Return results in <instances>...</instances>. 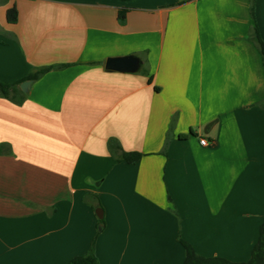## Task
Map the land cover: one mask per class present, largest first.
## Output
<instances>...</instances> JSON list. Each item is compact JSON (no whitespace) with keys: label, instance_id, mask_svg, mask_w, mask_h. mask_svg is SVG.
Returning a JSON list of instances; mask_svg holds the SVG:
<instances>
[{"label":"crops","instance_id":"obj_1","mask_svg":"<svg viewBox=\"0 0 264 264\" xmlns=\"http://www.w3.org/2000/svg\"><path fill=\"white\" fill-rule=\"evenodd\" d=\"M251 4L0 0V82L18 84L0 94V264H70L93 245L100 264H183L181 240L250 260L264 219ZM128 55L139 72L106 70Z\"/></svg>","mask_w":264,"mask_h":264},{"label":"trees","instance_id":"obj_2","mask_svg":"<svg viewBox=\"0 0 264 264\" xmlns=\"http://www.w3.org/2000/svg\"><path fill=\"white\" fill-rule=\"evenodd\" d=\"M251 13L252 17L255 18V0H252L251 4ZM7 20L9 23H16L18 21V11L17 9L11 8L7 11ZM255 42L258 45L260 53L262 55L263 64H264V42L262 41L258 29L255 34ZM52 68H43L38 72L31 73L27 79L28 80H37L41 75L50 71ZM18 89V84H8L4 82H0V94L4 97H8L11 91H15ZM260 106L264 109V101L260 103ZM142 158V154L137 152H125L121 155L120 161H124L127 163H136ZM103 224V221H101ZM182 246L185 250V260L183 264H264V219L260 226V234L258 241L254 245L251 253V258L247 262H232L225 258L220 257H203L197 254L194 247L184 241L181 240ZM70 264H100L99 259L95 253V246L85 255L74 257Z\"/></svg>","mask_w":264,"mask_h":264},{"label":"water","instance_id":"obj_3","mask_svg":"<svg viewBox=\"0 0 264 264\" xmlns=\"http://www.w3.org/2000/svg\"><path fill=\"white\" fill-rule=\"evenodd\" d=\"M105 67L109 72L136 73L140 71L142 62L138 56L128 55L120 58H109ZM31 83L32 81L24 82L21 89L26 92ZM98 216L102 218V214L98 213Z\"/></svg>","mask_w":264,"mask_h":264},{"label":"built area","instance_id":"obj_4","mask_svg":"<svg viewBox=\"0 0 264 264\" xmlns=\"http://www.w3.org/2000/svg\"><path fill=\"white\" fill-rule=\"evenodd\" d=\"M200 144L202 146H205V147L210 146V144L208 143V141L206 139H203V138L200 140Z\"/></svg>","mask_w":264,"mask_h":264}]
</instances>
